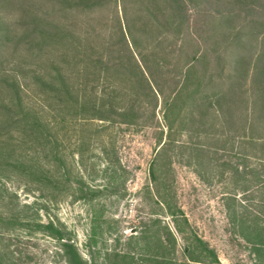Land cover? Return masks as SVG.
Here are the masks:
<instances>
[{
	"label": "rangeland",
	"instance_id": "rangeland-1",
	"mask_svg": "<svg viewBox=\"0 0 264 264\" xmlns=\"http://www.w3.org/2000/svg\"><path fill=\"white\" fill-rule=\"evenodd\" d=\"M98 1L0 0V264H79L78 255L108 264L116 252L131 255L121 264H202L190 261L188 246L217 264L197 237L218 264H264V144L239 141L252 136L247 97L263 87L253 68L264 54V0H151L176 58L164 69L149 63L147 74L129 62L119 34L121 7L136 31L145 6ZM72 46L114 69L112 85L96 84L85 105L74 102L85 92L77 81L70 101L60 95L73 73L58 59L77 56ZM197 53L213 59L199 70L219 86L178 106L163 150L165 100L180 87L187 55ZM239 55L252 64L238 67L245 75L233 84L226 78ZM214 90L226 94L219 105Z\"/></svg>",
	"mask_w": 264,
	"mask_h": 264
},
{
	"label": "trees",
	"instance_id": "trees-1",
	"mask_svg": "<svg viewBox=\"0 0 264 264\" xmlns=\"http://www.w3.org/2000/svg\"><path fill=\"white\" fill-rule=\"evenodd\" d=\"M89 2H94L93 7L100 4L98 0H87ZM141 6L144 5V8H141L142 15L140 16L141 19L138 21V29L135 28L136 31L133 30L132 26L127 23V20H125V7H121L122 14H123V20L121 19V16L119 14V8L117 9L119 14V19L121 22V28H119V34L121 37V43L123 44V47L127 50V55L129 56V62L132 61V63L137 66V68L141 69V71H146L145 74L149 73L150 67L149 63L151 62L156 63L158 67L165 68L169 62V58H176L175 55H171L170 52L167 51L166 46V40L169 39L170 33L166 31V33H163V35L160 37V34H162V30L166 28L165 26L159 25L158 23L160 20L156 19V9H153V3L151 0H140ZM158 4V3H156ZM155 20V21H154ZM124 21V23H123ZM250 22V21H249ZM166 25L169 26L170 30L175 31L176 33L179 32L180 34V25L173 19H169L166 22ZM54 39V38H53ZM75 48V51L77 52V56H74L72 58L70 57H61L58 59V62L63 63L64 66L67 68L68 71H72L73 74H70L68 76L64 75V78L62 80L63 87L60 90V95L62 98H64L66 101H70V94L73 88L74 83L77 81L78 85L82 87L85 92L81 97H77V100H74V102L78 105H85V103L89 100L94 99V93L96 92V84L101 83L103 85H112V77H111V71H107L108 69H113L112 67H109L108 69H105V66L110 64V61H107L105 57L100 56L98 58H94L95 55H85L82 56L81 54H78L79 47L78 46H72ZM184 51V50H183ZM168 52V53H167ZM183 53V52H182ZM188 54V53H186ZM160 55V56H159ZM163 55H167V61L163 59ZM264 55V54H263ZM263 55H258L254 61H256L255 66L256 68H253L254 75L256 76L255 79H260V77H264V69H259L258 63H261V59ZM189 58L185 62L183 66L184 73L183 78L181 79V84L179 89L171 95L169 99L165 100V113H164V119L165 124L164 127L167 129V141L164 142L161 146V149H166L169 144H171V137L173 135L174 131V123H173V114L175 113V110L178 108L179 105L184 106L189 100L192 103H196L200 99H206L208 98V95L206 93V90L209 88V85L211 83L218 85L215 81H213L212 78L209 79V81L206 82V75L207 74H201L199 70V65L202 63L205 64L206 68L210 67L213 63V59H209L206 56L201 57L198 53L194 55H187ZM254 56V55H252ZM124 61L121 63L123 65V62H125V55ZM182 56H178V59L180 60ZM152 60V61H151ZM131 63V62H130ZM233 63H235V71L232 72L230 75V79L228 82H232L234 84V81L240 80L243 78L245 73L242 74L237 72L238 67H243L244 69L247 67H251V62L249 64L247 61H244L241 59V55L238 57H235L233 59ZM179 64V63H178ZM121 65V66H122ZM249 65V66H248ZM204 66V65H203ZM204 66V67H205ZM101 67V70H100ZM104 68V69H103ZM115 68V67H114ZM114 70V69H113ZM222 74V73H221ZM66 76V77H65ZM70 78H73L74 80L68 84H66L67 81H70ZM225 79V80H226ZM149 85L154 88L155 93H157L159 96L163 98V89L160 86V84L155 81V79H148ZM197 83L196 88L193 92L188 93L189 88L192 84ZM206 82V83H205ZM238 84V83H237ZM214 85V86H215ZM214 86H212L210 89H212ZM233 89L235 86L232 87ZM239 96L247 95L248 92L244 91L243 86L239 85ZM88 89H90V93L88 92ZM258 95H254L251 93L247 97L246 101V107H245V113L243 121L245 123L248 121V117L251 115L253 116L252 120L250 121V127L252 130L251 135L252 136H245L242 135L239 136V141L244 146L246 145H256L257 143H263L264 144V122L263 124L259 119H264V81H263V87L261 89H258ZM56 93H59V90H55ZM93 93V94H92ZM213 97L217 98V103L219 105V99L221 97V100H223L226 97V94L222 91L215 92L214 90ZM105 95V94H104ZM262 96V98H261ZM96 98V97H95ZM222 106V105H221ZM250 107V108H249ZM258 107H260L258 109ZM85 111V109H84ZM87 119V118H84ZM247 128V127H246ZM245 128V130H246ZM255 129H258V133H254ZM163 131V130H162ZM164 133V131H163ZM244 134V133H243ZM254 134H260V136H254ZM260 161L264 162L263 158L259 159ZM155 170L154 167H152V171ZM154 174V173H153ZM51 227H53L52 223L49 224ZM177 231L179 234H182V230L177 227ZM62 241V246L64 249H74L73 243L71 241H65L63 237H58ZM196 242L198 245V248H200V252H206L208 256L214 258V262L218 264V258L214 250L210 249L206 243L200 238H196ZM187 252L191 257H193L192 262H200L202 264H210L208 262H203V259L201 258V255L198 257H194L193 253L198 252L197 250H194L193 247L188 246ZM107 260L109 261L111 258H113L114 262H110L108 264H121L127 257H130V253H124V252H116L115 254L108 255ZM78 261L79 264H88V262L82 260L81 256L78 255ZM205 258L207 259L206 255ZM134 258H132L133 260ZM189 264V263H187ZM197 264V263H194ZM213 264V263H211Z\"/></svg>",
	"mask_w": 264,
	"mask_h": 264
}]
</instances>
